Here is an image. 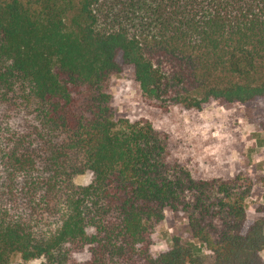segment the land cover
I'll return each instance as SVG.
<instances>
[{
  "label": "trees",
  "instance_id": "1",
  "mask_svg": "<svg viewBox=\"0 0 264 264\" xmlns=\"http://www.w3.org/2000/svg\"><path fill=\"white\" fill-rule=\"evenodd\" d=\"M126 71L163 111L264 103V0H0V264H264L248 181L194 180L114 118ZM167 209L210 261L176 237L153 251Z\"/></svg>",
  "mask_w": 264,
  "mask_h": 264
},
{
  "label": "rangeland",
  "instance_id": "2",
  "mask_svg": "<svg viewBox=\"0 0 264 264\" xmlns=\"http://www.w3.org/2000/svg\"><path fill=\"white\" fill-rule=\"evenodd\" d=\"M108 92L114 118L145 121L166 136L167 160L176 162L194 180H227L240 174L251 185L245 201L246 216L254 217L256 209L264 203L259 181L264 176V103L210 102L200 110L173 107L163 111L141 99L128 71L110 76ZM75 182L86 185L89 177H79ZM186 226L181 213L165 210L154 234V246L161 242L165 246L159 250L153 246V251H166L176 237L189 244L196 255L210 261L211 254L189 238Z\"/></svg>",
  "mask_w": 264,
  "mask_h": 264
},
{
  "label": "clouds",
  "instance_id": "3",
  "mask_svg": "<svg viewBox=\"0 0 264 264\" xmlns=\"http://www.w3.org/2000/svg\"><path fill=\"white\" fill-rule=\"evenodd\" d=\"M169 231H171V230L169 229ZM164 246H165L164 243L161 242V243H159V244H157V245L154 246V250L163 249ZM260 255L262 256V258H264V252H261ZM42 259H43V257H41V260ZM17 262L19 264V256H17ZM30 264H38V262L35 261V260H33V261L30 262Z\"/></svg>",
  "mask_w": 264,
  "mask_h": 264
},
{
  "label": "crops",
  "instance_id": "4",
  "mask_svg": "<svg viewBox=\"0 0 264 264\" xmlns=\"http://www.w3.org/2000/svg\"><path fill=\"white\" fill-rule=\"evenodd\" d=\"M260 205H263L264 206V203L260 204ZM262 214H258V213H255L254 214V217H252L251 219L249 220H254V219H258L259 217H261ZM263 232H264V229H263ZM262 257V256H261ZM264 260V258H262Z\"/></svg>",
  "mask_w": 264,
  "mask_h": 264
}]
</instances>
